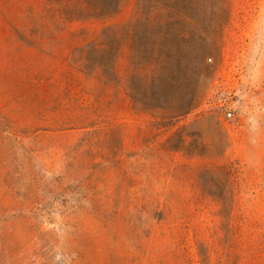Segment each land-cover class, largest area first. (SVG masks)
Instances as JSON below:
<instances>
[{
	"label": "rangeland",
	"instance_id": "rangeland-1",
	"mask_svg": "<svg viewBox=\"0 0 264 264\" xmlns=\"http://www.w3.org/2000/svg\"><path fill=\"white\" fill-rule=\"evenodd\" d=\"M0 264H264V0H0Z\"/></svg>",
	"mask_w": 264,
	"mask_h": 264
},
{
	"label": "built area",
	"instance_id": "built-area-1",
	"mask_svg": "<svg viewBox=\"0 0 264 264\" xmlns=\"http://www.w3.org/2000/svg\"><path fill=\"white\" fill-rule=\"evenodd\" d=\"M228 116H229V118H232L233 115L230 113Z\"/></svg>",
	"mask_w": 264,
	"mask_h": 264
}]
</instances>
